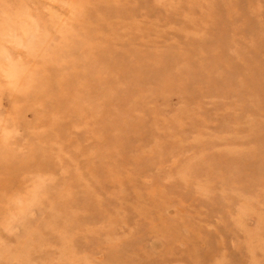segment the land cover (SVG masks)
<instances>
[{"label": "rangeland", "instance_id": "1", "mask_svg": "<svg viewBox=\"0 0 264 264\" xmlns=\"http://www.w3.org/2000/svg\"><path fill=\"white\" fill-rule=\"evenodd\" d=\"M0 264H264V0H0Z\"/></svg>", "mask_w": 264, "mask_h": 264}]
</instances>
